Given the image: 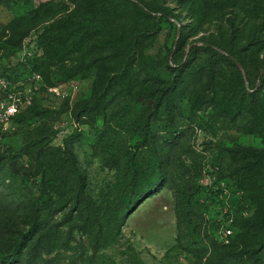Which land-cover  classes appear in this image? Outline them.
<instances>
[{
  "label": "rangeland",
  "instance_id": "1",
  "mask_svg": "<svg viewBox=\"0 0 264 264\" xmlns=\"http://www.w3.org/2000/svg\"><path fill=\"white\" fill-rule=\"evenodd\" d=\"M8 1L0 5V63L7 77L20 81L35 73L42 60L37 35L46 23L26 24L31 20L28 13L40 7L41 20L49 9L42 4L54 2L57 7L47 12L56 19L87 0ZM130 1H139L151 14L145 23L141 21L147 31L139 51L164 56L171 50L170 65L188 67L191 88L170 102L176 106L171 118L180 131L176 142L167 136V119L160 118L149 129L138 128L145 132L143 138L127 143L131 152L141 144L148 146L140 162H154L156 155L165 167V181L127 215L122 226L125 242L110 245L104 252L116 264H218L214 257L231 249L230 243L222 244L221 223L230 215L238 224L264 207V162L254 170L252 180H244L245 168L239 161L254 160L233 151L249 147L264 152V0ZM121 10L138 23L128 6ZM14 19L19 26H9ZM211 44L234 53L244 86L252 95L247 101L255 98L253 109L238 118H225L210 98H192L206 74L220 84L226 75L235 84L234 69L229 66L217 63L213 73L203 67V61L211 58L207 46ZM193 48L191 62L188 55ZM49 70L57 69H39L43 86L26 111L8 130L0 127V264H85L81 244L87 248V241L78 227L82 219L70 204L60 203L59 194L43 181L36 164L41 147L71 151L84 175L85 191L98 201L107 197L115 177L121 175L116 168L120 146L108 145L103 117L82 112L91 97L92 76L61 82ZM215 90L219 96V86ZM135 102L141 105L144 125L152 103L142 98ZM107 112L110 118L112 110ZM153 149L157 152L152 153ZM141 190L135 195L140 196ZM247 197L255 202L249 204ZM48 225L58 231L49 252L34 245V237ZM30 248L34 250L29 252Z\"/></svg>",
  "mask_w": 264,
  "mask_h": 264
},
{
  "label": "trees",
  "instance_id": "2",
  "mask_svg": "<svg viewBox=\"0 0 264 264\" xmlns=\"http://www.w3.org/2000/svg\"><path fill=\"white\" fill-rule=\"evenodd\" d=\"M2 2L3 0H0V5ZM42 6L49 9H46V14L41 20L38 18L40 7H37L28 13L31 20L26 21V24L32 25L46 23L37 35L42 60L35 71L41 74L39 69L48 70L50 67H56L55 72L49 70L48 73H54L61 82L71 78L82 79L92 76L91 97L84 104L82 112L92 114L94 118L103 117L104 130L109 131L108 145L120 146L116 151L120 160L116 168L121 175L115 177L114 184L107 191V197L98 201L85 191L86 182L79 163L66 147L48 145L41 147L36 164L41 170L43 181H47L56 196L59 194L58 201L70 204L73 213L82 219L78 227L87 241V248L81 244L84 250V263L116 264L104 250L110 245L125 242L122 226L127 215L145 198L157 191L165 181L163 171L165 167L162 162L156 160V155L152 156L155 158L154 162L149 164L140 162L149 147L141 144L136 147V152H131L127 143L134 137L143 138L145 132L138 128L143 126V129H149L152 123L160 118L167 119V136L176 142L180 131L178 123L171 118V112L176 106L170 102L179 98V93L183 90L187 92L191 88L189 74L185 72L188 67L179 63L173 69L170 65V60H174L173 56L170 57L171 50L166 51L164 56L139 51L147 31L141 21L144 20L145 23V19L151 17L146 6L139 1L87 0L77 9L56 19L47 12L57 7L56 3L46 2ZM125 6L136 14L138 23L123 14L121 7ZM25 18L21 16L20 19ZM17 23L19 21L14 19L9 26ZM207 46L211 58L203 61V67L208 69L209 73H213V66L217 63L222 67L229 66L234 69L232 75L235 84H231L226 75H223V84H220L211 78L207 79L206 74L205 80L200 79L198 82L192 98L199 95L210 98L211 104L218 111L221 109L223 112L220 114L225 118L229 116L232 119L238 118L253 109L255 98L247 101L252 95L244 86L234 53L222 50L215 44ZM194 49L188 55L191 62ZM65 62L69 64L66 65ZM218 86L221 90L219 96L215 95L218 94L215 90ZM179 88H182L181 91ZM138 98L152 103L144 125H141L144 116L143 112L139 111L141 105L138 106L135 102ZM117 102L121 104L115 107ZM107 110H112L110 118ZM24 111L17 114L13 122ZM116 137L119 140L115 141ZM237 148L233 151L254 160L239 161L245 168L243 179L252 180L251 177H255L254 170H259L264 162V152L253 151L249 147ZM155 152L157 150L153 149L152 153ZM140 190V196L135 195ZM247 198L245 200L249 204L255 202V199ZM186 205H191L190 199L186 201ZM242 219L237 224L233 218L231 225L233 231L228 239L231 249L221 251L214 257L218 264H225L228 261L233 264H264V207L255 217L251 215ZM57 234L55 226L48 225L34 237V245H39L49 252L55 247L53 244L56 242ZM128 249L134 252L132 246H128ZM33 250L30 248L29 252Z\"/></svg>",
  "mask_w": 264,
  "mask_h": 264
},
{
  "label": "built area",
  "instance_id": "3",
  "mask_svg": "<svg viewBox=\"0 0 264 264\" xmlns=\"http://www.w3.org/2000/svg\"><path fill=\"white\" fill-rule=\"evenodd\" d=\"M43 86V80L39 73H33L28 78L20 81H12L3 73L0 63V127L8 130L13 118L24 111L32 103L34 94ZM56 91V88H53ZM244 213V211H242ZM233 217L228 216L220 225L221 240L228 243L232 234Z\"/></svg>",
  "mask_w": 264,
  "mask_h": 264
}]
</instances>
